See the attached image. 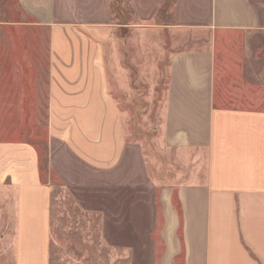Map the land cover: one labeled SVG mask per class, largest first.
<instances>
[{
    "label": "crops",
    "instance_id": "1",
    "mask_svg": "<svg viewBox=\"0 0 264 264\" xmlns=\"http://www.w3.org/2000/svg\"><path fill=\"white\" fill-rule=\"evenodd\" d=\"M148 30L169 54L159 127L177 168L133 165L160 217L158 264H264V0H0V192L17 264L50 263L43 174L60 176L64 150L97 170L130 166L110 62Z\"/></svg>",
    "mask_w": 264,
    "mask_h": 264
},
{
    "label": "rangeland",
    "instance_id": "2",
    "mask_svg": "<svg viewBox=\"0 0 264 264\" xmlns=\"http://www.w3.org/2000/svg\"><path fill=\"white\" fill-rule=\"evenodd\" d=\"M162 41L157 31L138 32L137 38L117 41L123 54L110 62L111 87L122 111L130 166L97 170L70 161L64 150L60 176L45 170L43 177L52 184L49 264H158L160 217L156 225L152 193L145 181L135 183L133 165L143 155L150 175L167 178L177 172L171 166L174 154L165 150L159 127L169 55L164 59ZM7 123L0 120V129ZM40 132L44 155L43 127ZM13 238V198L0 192V264H17Z\"/></svg>",
    "mask_w": 264,
    "mask_h": 264
}]
</instances>
